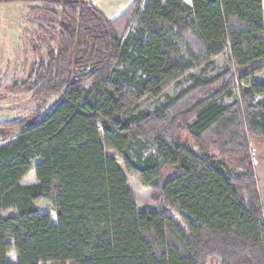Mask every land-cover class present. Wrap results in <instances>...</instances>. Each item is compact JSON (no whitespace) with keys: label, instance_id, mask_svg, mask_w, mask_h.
Listing matches in <instances>:
<instances>
[{"label":"trees","instance_id":"1","mask_svg":"<svg viewBox=\"0 0 264 264\" xmlns=\"http://www.w3.org/2000/svg\"><path fill=\"white\" fill-rule=\"evenodd\" d=\"M31 1L58 41L21 87L58 102L0 124V264H264V0H146L114 21L88 0Z\"/></svg>","mask_w":264,"mask_h":264},{"label":"rangeland","instance_id":"2","mask_svg":"<svg viewBox=\"0 0 264 264\" xmlns=\"http://www.w3.org/2000/svg\"><path fill=\"white\" fill-rule=\"evenodd\" d=\"M88 1L108 17L117 14L122 15L135 3L144 5L146 2V0ZM34 7L40 8L41 4L31 0H0V124L13 118L35 121L39 115L48 111L50 107L58 102V99H54L42 104L40 101H35L31 94L21 87L29 81L36 62L41 57H45L51 49H56L58 41L57 33L54 31L50 32L47 26L51 15L42 13ZM107 16L106 18L108 19ZM40 25L44 26L43 31ZM225 65L226 57L220 56L216 59L215 68L210 74L214 75L221 72L224 70ZM257 79H264V72L258 75ZM186 83V80H184L183 85H186ZM179 89L178 85H174L166 91L165 95H174ZM232 101V99H227L225 102L232 103ZM159 102L160 100L158 99L147 98L141 102V109L152 110ZM252 148L258 185L261 189L262 197H264V139H256ZM110 154L115 156L112 153ZM212 154L217 155V152L214 151ZM220 159V157H217V160ZM169 175L172 174H166V177ZM127 178L138 208L140 210L151 208L154 201L151 190L145 187L138 179L128 175ZM36 182L34 171L23 180L24 185H32ZM39 210L43 214H49L53 223L56 222L55 213L46 205L40 204ZM168 214L183 230L187 231V228L176 214L171 211H168ZM9 258L11 264H17V257L14 252L9 255ZM66 264L72 263L67 262ZM207 264L219 263L214 259H209Z\"/></svg>","mask_w":264,"mask_h":264},{"label":"crops","instance_id":"3","mask_svg":"<svg viewBox=\"0 0 264 264\" xmlns=\"http://www.w3.org/2000/svg\"><path fill=\"white\" fill-rule=\"evenodd\" d=\"M189 0H187V2H188ZM120 14H117V15H113L112 17H108L107 15V17H108V19L110 20V21H114L118 16H119Z\"/></svg>","mask_w":264,"mask_h":264}]
</instances>
